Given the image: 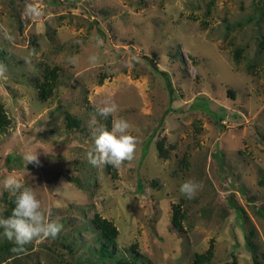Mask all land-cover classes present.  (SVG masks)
I'll list each match as a JSON object with an SVG mask.
<instances>
[{
	"label": "rangeland",
	"instance_id": "374dc122",
	"mask_svg": "<svg viewBox=\"0 0 264 264\" xmlns=\"http://www.w3.org/2000/svg\"><path fill=\"white\" fill-rule=\"evenodd\" d=\"M0 63L12 122L0 135V219L13 176L63 225L0 264H115L92 251L95 214L140 264H192L211 246L206 264H264V0H0ZM47 67L59 76L41 101ZM108 98L119 107L104 119L96 109ZM113 118L130 123L135 158L94 167V134ZM29 153L38 166H26ZM187 180L203 185L192 199L180 192Z\"/></svg>",
	"mask_w": 264,
	"mask_h": 264
},
{
	"label": "clouds",
	"instance_id": "9594fccd",
	"mask_svg": "<svg viewBox=\"0 0 264 264\" xmlns=\"http://www.w3.org/2000/svg\"><path fill=\"white\" fill-rule=\"evenodd\" d=\"M26 14L40 16L41 10L33 4H27ZM97 43L102 41L97 38ZM96 56L89 57L91 63L97 61ZM76 62L77 58H71ZM7 66L0 63V79H7ZM118 105L111 99H105L102 106L96 109V114L104 119L118 111ZM94 119V118H93ZM130 123L123 118H113L111 129L101 127L94 134V149L89 153V162L94 167L111 166L119 169L126 162L135 158L138 139L129 134ZM26 166L28 164L39 165L36 153H29L25 156ZM3 188L14 197V208L11 216L0 219L2 235L16 247L13 251H22L24 246L34 240L55 239L63 229V225L57 221L49 220L43 209L41 200L37 197L31 187H26L20 180L13 176L7 177L3 182ZM203 185L194 180H187L180 186V192L187 199H192L202 189Z\"/></svg>",
	"mask_w": 264,
	"mask_h": 264
},
{
	"label": "trees",
	"instance_id": "16d2710c",
	"mask_svg": "<svg viewBox=\"0 0 264 264\" xmlns=\"http://www.w3.org/2000/svg\"><path fill=\"white\" fill-rule=\"evenodd\" d=\"M238 60V56L236 58ZM59 68H50L47 67L43 72V81L36 84L39 95V99L41 101L49 100V98L53 95V90L55 89L56 82L58 79ZM230 94V93H229ZM12 122L10 117L8 116L5 107L2 103H0V135L5 133L8 128L11 126ZM68 124L71 127L72 125H77V120L68 117ZM110 128V126H109ZM159 151H163L162 146L159 145ZM111 166H108L110 168ZM260 184L264 185V173L262 172ZM8 204V209L5 211L4 215L6 218L11 216L12 209L14 208V197L11 196L9 199H5ZM183 219L182 206L180 204L175 205L173 207V218L172 223L173 226L177 229L181 228ZM86 225L80 228L75 229V233L78 236H81L83 233H86ZM92 230L93 239L90 241L95 245L92 247V251L97 254L100 260L103 262H108L110 260H114L115 264H140L139 257L134 250L135 246H132L133 252L130 257H125L119 249L118 239L120 236L119 229L117 226L110 220L103 218L99 214H95L92 219L90 225L88 226ZM73 240L71 241V245L69 248L71 252L73 251ZM247 246L249 248L253 247V244L250 240L247 241ZM16 245L11 241L0 242V254H15L19 255L22 251H13ZM13 257V256H12ZM10 257V258H12ZM15 258V257H14ZM213 258V246L207 251L206 254H196L195 260L192 264H206L210 262ZM145 264V263H143ZM229 264V263H225ZM231 264H236L235 262Z\"/></svg>",
	"mask_w": 264,
	"mask_h": 264
}]
</instances>
